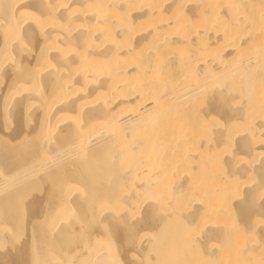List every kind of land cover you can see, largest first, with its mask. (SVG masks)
Here are the masks:
<instances>
[{
  "label": "bare ground",
  "instance_id": "6f19581e",
  "mask_svg": "<svg viewBox=\"0 0 264 264\" xmlns=\"http://www.w3.org/2000/svg\"><path fill=\"white\" fill-rule=\"evenodd\" d=\"M0 264H264V0H0Z\"/></svg>",
  "mask_w": 264,
  "mask_h": 264
}]
</instances>
